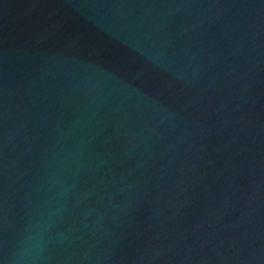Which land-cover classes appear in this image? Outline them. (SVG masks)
I'll return each mask as SVG.
<instances>
[{
	"label": "water",
	"instance_id": "water-1",
	"mask_svg": "<svg viewBox=\"0 0 264 264\" xmlns=\"http://www.w3.org/2000/svg\"><path fill=\"white\" fill-rule=\"evenodd\" d=\"M0 264H264V0H0Z\"/></svg>",
	"mask_w": 264,
	"mask_h": 264
}]
</instances>
